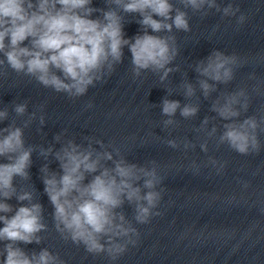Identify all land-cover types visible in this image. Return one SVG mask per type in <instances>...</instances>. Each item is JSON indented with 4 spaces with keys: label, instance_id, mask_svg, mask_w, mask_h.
<instances>
[{
    "label": "clouds",
    "instance_id": "9594fccd",
    "mask_svg": "<svg viewBox=\"0 0 264 264\" xmlns=\"http://www.w3.org/2000/svg\"><path fill=\"white\" fill-rule=\"evenodd\" d=\"M92 3L93 0H0L3 57L0 75L7 74L6 65L17 74L35 79L44 88L78 98L123 63V49L127 47L133 76L139 78L143 72H152L163 83L172 72L179 71L171 66L179 54L172 33L191 31L187 10L202 16L211 10L223 17H236L240 13L239 6L228 3L221 7L218 0H179L182 7L172 0H105L106 8L93 7ZM94 13L99 15L93 18ZM133 14L140 17L136 21L140 33L126 38L125 15ZM245 20L243 13L237 17L238 24ZM237 65V55L219 50L199 61L195 71L203 96L207 99L217 90V85L230 83ZM181 87L186 98L195 95L193 84L185 81ZM27 108V103H16L13 111L24 116ZM248 108L249 97L244 89L222 94L211 108L225 121L219 143L227 144L241 155L260 151L258 130L264 131L261 128L264 117L240 119ZM177 110L188 119L197 115L199 106H181L178 100L163 99L161 112L169 117L163 121L165 128L176 123L172 117ZM8 118V109H0V123ZM35 119L33 112L23 126L12 121L0 128V158L7 161L0 163V223L3 224L0 242H4L0 264H65L48 248L28 253L19 246L40 244L39 233L47 230L42 204L33 202V193L18 190L14 183L17 177L30 179L36 148L26 144L24 130ZM39 121L43 125L44 117L40 116ZM208 122L209 118L205 117L202 123ZM216 131L213 127L209 135ZM55 140L59 143L61 135ZM93 143L102 150L98 151ZM167 144L178 147L175 140H168ZM189 146L185 144V148ZM200 147L208 151L206 142ZM39 154L45 159L52 156L59 165V171L51 170L48 164L40 169L44 192L54 208L55 229L63 239L83 245L89 254H106L116 260L127 251L128 245L137 243L134 239L139 236L137 228L119 211L125 203L134 207L133 219L137 224H147L151 217L160 215L154 210L164 189L159 187L162 177L155 161L150 162L151 167L130 163L119 149L109 151L103 141L93 139H88L87 146L69 139L58 150L40 147ZM210 163L215 165L217 161L210 159ZM13 198L18 207L7 202Z\"/></svg>",
    "mask_w": 264,
    "mask_h": 264
}]
</instances>
